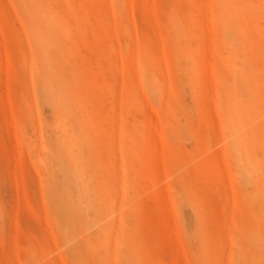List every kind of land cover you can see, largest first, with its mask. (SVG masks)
<instances>
[{"label":"rangeland","instance_id":"rangeland-1","mask_svg":"<svg viewBox=\"0 0 264 264\" xmlns=\"http://www.w3.org/2000/svg\"><path fill=\"white\" fill-rule=\"evenodd\" d=\"M0 264H264V0H0Z\"/></svg>","mask_w":264,"mask_h":264}]
</instances>
